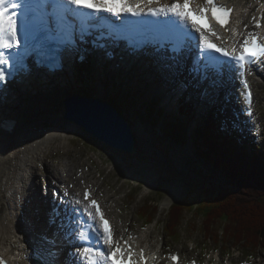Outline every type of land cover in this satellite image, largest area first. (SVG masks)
<instances>
[{"label": "rangeland", "instance_id": "obj_1", "mask_svg": "<svg viewBox=\"0 0 264 264\" xmlns=\"http://www.w3.org/2000/svg\"><path fill=\"white\" fill-rule=\"evenodd\" d=\"M85 65L83 68L82 65L78 66L77 64L75 67L76 76L70 79V87L71 89L80 87L83 94L98 96L96 92L97 80L102 78L103 81L105 79L107 81V73L103 70L96 69V71L91 61L85 63ZM88 73L93 79H81V76L87 77ZM121 78L124 81L123 85H115L113 88L112 77L108 76L110 85L108 86L109 92H107L105 98L111 100L117 109L129 120L134 131L138 151L134 154H128L110 148L104 143L93 140L90 136H85L81 132V127L78 133L66 134L65 131L64 133H62L63 131L58 132L52 142L50 141L49 143L45 140L31 147L29 152L24 155V164L21 166V170L25 174L24 178L20 180V185L16 184V187L19 185L17 190L23 194L24 200L22 203H25V206L28 207V212L25 213L21 203L20 208L25 214L24 216L28 217L25 218L28 226L31 227L32 224L30 223H38L39 226L38 224L37 226L40 229V226L46 223L45 218L40 217L39 212H37L38 206H35L38 196L41 195V174L45 176L50 173L52 175L59 173V176L69 178L70 187L81 188L86 185V182L92 185L96 193L107 201L108 208L115 217L121 231L126 229V227L135 228L140 230L143 239L149 242L158 240L159 243L161 238H164L167 246L172 244L171 247L173 249L181 250L186 256L200 255L204 248L203 253L206 254L204 255L206 259H209L211 255L215 260L214 262L229 264L231 260L235 262L236 260L241 261L249 258L253 264H264V246L251 248L250 245L248 247L240 244L239 250L232 249L231 252L226 249V246L223 249L219 248L221 244L215 246L216 243L213 240L204 236L202 229L203 218L201 216V218H193L192 210L190 211L191 214L188 211L185 213V217L182 220L183 224L179 230V239L176 238L177 243L168 237L165 233V225L173 214L175 205L172 204L185 196L183 193H186L190 180L199 178L198 168L205 167L208 174H213L209 175V177L218 182L225 181V179L221 173L213 171L214 164L212 161L207 160L204 162L199 160V165L195 156H191L186 152L187 150L181 144L180 136H178H184L180 125L182 121L180 123L176 121L181 127L180 130L177 129V136L173 137L171 134H165L168 128H165L164 132V126H170L171 123L175 122V116L168 115L166 110L164 108L161 109V105H158V96L160 94L158 93L159 89L155 87L154 80L150 79L151 82L149 80L140 81L142 77L138 75L125 77L126 79ZM260 90V107L264 118V85L260 87ZM142 91L145 93H142ZM18 95L19 93L12 99L14 100L13 104L15 101L18 103L24 101L23 96L18 100ZM36 103H42V98L39 97ZM153 103L156 106H152L151 111L148 105L151 106ZM205 105L211 106L209 103ZM32 106H34V103L28 105L26 110H30ZM215 106L213 105V107ZM54 108L57 110L58 116L61 117L64 111L63 101L56 100ZM9 111L4 107H0V116L4 112ZM224 114H229L226 108ZM39 116L40 114L37 115L35 112H24L22 115H14L17 121H33ZM62 126L66 128L67 123L63 122ZM53 127H56L53 123L50 124V127H46L42 123L33 125L29 129L28 134L19 141L29 146L31 144L28 140L30 141L32 136H34L32 134L34 129L38 132H45V130ZM143 168L146 173L143 175L138 174L137 172ZM154 169L161 174L160 179ZM153 175L155 182L159 179L160 185L155 190H146L145 181ZM39 201L40 205H44L43 201ZM145 203H153L154 206L151 207V210L158 211L155 215L156 221L147 225L144 223L145 217L140 215L141 207ZM0 205H2L1 201ZM32 218L36 222L32 221ZM25 219L24 221H26ZM24 234L28 238L27 234L31 237L34 232L33 230L31 233L30 231H25ZM158 245L164 246L162 243ZM221 251H223L225 257L222 256ZM184 254L182 255L185 257Z\"/></svg>", "mask_w": 264, "mask_h": 264}, {"label": "snow or ice", "instance_id": "obj_2", "mask_svg": "<svg viewBox=\"0 0 264 264\" xmlns=\"http://www.w3.org/2000/svg\"><path fill=\"white\" fill-rule=\"evenodd\" d=\"M29 3L37 5L39 28L29 33L26 26L25 35L22 37L18 31V21L22 14L20 10L25 8L27 11L26 6ZM206 3L210 7L193 8V0H173L170 5L161 4L160 0H24L23 3L21 0H0V82L11 75L9 69L14 64L20 63L19 59L13 61L9 52L16 50L15 56L19 58L22 43L25 52L33 47L32 41L71 45L77 39H83L85 35L90 34L92 29L107 28L113 31L118 27L130 25L132 20H128V17H154L156 19L150 20V24L167 43L172 44L174 52L180 53L189 45L195 50L193 71L201 78L207 79L208 72L213 70L218 74L225 70L238 74L243 84L242 95L247 106L246 111L251 116L253 93L245 71L247 65L264 57V40L260 39L258 32H250L239 50L214 43L208 33L213 36L217 33L208 23L206 13L210 11L215 19L224 25L228 22L227 17L232 9L218 5L217 0H206ZM103 13L116 17L120 25L108 24L102 16ZM255 19L253 17V20ZM256 27H261L258 20ZM55 50L59 51V48ZM53 195L59 199V207L64 208L67 219L74 221L65 232V235L70 237L69 243L74 244V250L69 253L67 261L61 262V249L56 239L43 236L42 240L49 246L43 264H136L131 260L134 255L131 246L122 248L119 241L113 240L109 221L105 219L98 202L95 199L88 200L91 194L87 190L83 200L74 199L67 204L64 196L57 192ZM85 200L88 201L87 204H84ZM81 204L84 205L82 209L79 208ZM52 212L59 214L57 207H53ZM77 212L86 214L87 221L77 217ZM60 227L63 229L64 225ZM77 241L80 242L79 246H75ZM124 243L128 244V241ZM140 255L141 259H146L143 250ZM172 259L176 260L178 257L173 256ZM0 264H7L2 255Z\"/></svg>", "mask_w": 264, "mask_h": 264}, {"label": "bare ground", "instance_id": "obj_3", "mask_svg": "<svg viewBox=\"0 0 264 264\" xmlns=\"http://www.w3.org/2000/svg\"><path fill=\"white\" fill-rule=\"evenodd\" d=\"M134 22L137 23V21H134ZM94 63H96V65H94V69L96 70L95 67L98 66V64L104 67L105 64H108V61L102 55L101 51H97L96 55L94 56ZM158 63L161 64V62L159 61L155 64L154 59H149V58H143L138 61H134L130 64L131 72H130V76L128 77L138 75L139 77H143L146 79L148 78L152 80L157 79V76L160 77V80H162L163 83L159 85V82L155 81L156 83L155 87L156 88L160 87L165 92H168V95L166 98L167 101L172 100V104L178 103L179 99L181 98L178 94L184 91L181 88L180 84L175 85L174 82H171L167 80L166 78H164V75L168 76L170 72L168 69L162 70L161 67L158 65ZM72 66L73 64L71 63L70 67ZM121 67H126V64L125 66L122 64ZM97 70H99V68H97ZM75 76H76L75 69H73L71 72L70 78L65 80L62 84H57L56 87L53 86L54 91H51L50 87L48 86L49 84L48 79L50 78V76H43L41 74L40 76H37L36 80L33 81L34 79L33 74H31L26 80H24V82L20 83L21 87L29 85V87L27 88L31 89V90H28L27 88L25 90L21 89V91L19 92L20 93L19 98L23 96L24 101L20 102L16 107L9 106L7 105V102H6L5 106L10 111L8 113H3L0 116V135H1L0 136V201L2 203V205H0V230H1L0 231V247L1 246L6 247L9 253H13L14 251L13 245L20 247L23 245V243L26 242L23 232L29 231V226H27L25 221H23L25 214H23L22 209L20 208L21 206L20 192L17 190L18 186L20 185V180H22L25 175L23 171L21 170V166L24 164L23 163L24 155L27 154L30 148L34 147V145L36 144L42 143L45 140L46 142H49V143L50 141L52 142L55 139L54 136H56L58 132L63 131L62 133H64L65 131L66 134H69V133L74 134L76 131L81 130L79 126L75 125L71 121H67L66 128L64 126H60L61 125L60 123L63 122L64 118L59 117L57 110L54 108L56 100H62L66 98L67 96L72 95L73 93H77V91H75L73 88L71 89L70 87V84H71L70 79ZM181 76H183V74H181ZM97 84H100L96 90V92L98 93L97 95L105 97L107 94V90L104 91L105 86L100 81H97ZM190 84L193 86L191 82ZM50 86H52L51 83H50ZM196 91L198 92V89H196ZM78 93L83 94L80 91ZM39 97L42 98V103L40 104L36 103L37 100H39ZM220 100H221V96L218 97L217 101L213 104V103H210L208 99L202 100L200 97L197 98L199 105H203V106L207 103H209L211 106L216 105L217 103L220 102ZM31 103H34V106H32V108L27 111L26 110L27 106L30 105ZM229 104L232 105L231 102H229ZM225 108L228 110V112L230 111L228 106H226ZM47 110H49V112ZM24 112L25 113L35 112L37 115L40 114V116L37 119H34L33 121L32 120L31 121H17L14 115H22V113ZM46 120L54 121V123L57 121L58 124L56 125L53 123L56 127L47 129L45 130V132H38L34 129L32 133L34 134V136H32V139L30 141L28 140V142L32 146L24 145L25 144L24 142L19 141L23 136L28 134L29 129H30L28 128L29 126L36 125L40 122H43L46 126L49 125V123L46 122ZM13 123H17L18 125L16 128L11 130V125H13ZM7 126H9L8 129H7ZM20 128L22 129V131L18 132ZM26 129L27 131H25ZM241 137H242V134L236 133L232 136V140L238 143L240 142V146L242 150L244 151L245 149L244 147H242ZM105 144L107 145L106 142ZM197 151H198V146L195 144L193 154H191V156H195L196 158ZM148 180L152 183H155L154 175L149 177ZM17 183L19 185L16 187ZM148 187L150 188L151 185H149ZM172 198L175 199V197L173 196ZM39 203L40 201L38 202V205H39L40 210H42L44 205H40ZM167 203H168V200H167ZM22 205L25 210V213L28 212L26 211L28 210V208L25 206V203H22ZM140 215H141V211H140ZM32 220L34 219L32 218ZM59 220L60 221L58 222V224L60 226L61 224H65L64 221H62L61 219ZM30 224H32L31 227L34 228L35 231L38 230L37 229L38 226L36 223H30ZM43 229L46 232V229L45 228ZM55 230L56 232H60L61 228L55 227ZM65 252H66L65 254L63 255L61 254L59 257L61 262H64L62 258H64V260L67 261L69 258V253H71L72 251L67 249Z\"/></svg>", "mask_w": 264, "mask_h": 264}, {"label": "trees", "instance_id": "obj_4", "mask_svg": "<svg viewBox=\"0 0 264 264\" xmlns=\"http://www.w3.org/2000/svg\"><path fill=\"white\" fill-rule=\"evenodd\" d=\"M172 126L173 131L179 129ZM210 134H213L211 122L199 131V140H195L197 157L201 161H212L214 172H221L225 181L211 179L201 169L205 179L188 182V196L175 202L178 204L168 221V232L175 234L183 224L185 213L193 210V218H203L202 229L207 239L223 245L264 246V153L251 156L245 150L239 152L214 140ZM197 157L196 162L200 165ZM151 205L145 203L141 207V216L145 220H152L156 215Z\"/></svg>", "mask_w": 264, "mask_h": 264}, {"label": "water", "instance_id": "obj_5", "mask_svg": "<svg viewBox=\"0 0 264 264\" xmlns=\"http://www.w3.org/2000/svg\"><path fill=\"white\" fill-rule=\"evenodd\" d=\"M64 117L112 148L128 153L137 150L132 127L107 101L79 95L69 97L64 101Z\"/></svg>", "mask_w": 264, "mask_h": 264}]
</instances>
